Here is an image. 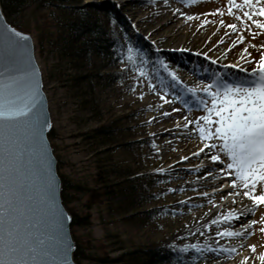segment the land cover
Wrapping results in <instances>:
<instances>
[{"label": "rangeland", "instance_id": "1", "mask_svg": "<svg viewBox=\"0 0 264 264\" xmlns=\"http://www.w3.org/2000/svg\"><path fill=\"white\" fill-rule=\"evenodd\" d=\"M146 1L82 0L76 7L77 11L82 12L86 8L103 10L109 6L121 14L126 23L123 33L127 48L131 49V44L134 46V57L141 63L133 70L131 67L127 69L125 62L114 55H98L89 59V46H86L87 53L79 58L63 54L60 44L50 41H54L57 32L58 9H34L29 6L16 16L17 21L24 26L21 30L33 36L54 130V137L50 139L58 158L59 171L74 187L67 208L80 216L90 217V223L87 225H71L74 238H79L82 242L89 240L86 242V251L91 254V258L82 260L81 264H127V259H134L149 247H163L169 250L170 257L167 256V261H149L145 264L201 262V249H177L165 238L169 223L174 217V213L169 211L173 201L166 197L165 190L169 181L166 178V166L162 163L168 153L166 149L162 150L167 148L168 144L160 145L156 142L153 136L155 120L148 119L154 116V106L167 107L173 103L177 115L186 118L183 124L185 129L181 130L182 135H189L203 148L206 143L216 142L203 140L197 124V121L204 123L200 120L206 115L204 103H209L211 97L205 92L198 103L187 100L180 89L170 84L168 76L173 65L168 66V69H159L161 62L166 60L163 55L166 46L158 41L159 36L171 35L172 32L166 28L165 31L159 32V35H152L151 32L164 20L165 12L177 13L196 26H199L200 22L205 24L203 35L190 31L186 37L196 38L197 41L196 47H188L186 51L205 63L213 61L215 66L225 68V65L230 63L243 64L237 60L247 56L251 62L248 63L246 75L252 79L255 78L252 70L257 68V61L264 53V48L260 47L264 45V29L252 23L253 19L264 21V17L241 19L243 12L247 11L246 8H233L234 14H230L229 0H151L154 2L151 6H147ZM236 2L242 3V0ZM217 9L221 11L218 12ZM53 11L56 14H53ZM77 16L79 15L76 13L75 17ZM103 17L108 18L109 15L104 14ZM245 20L250 27L245 26ZM232 24L237 25L235 30L229 27ZM230 30H234L233 36L228 34ZM221 32L227 40L219 37ZM212 34L214 39L205 48L206 37ZM135 43H138L137 47ZM119 71H125L127 74L125 81H99L101 75ZM91 73L99 76L96 84L90 83ZM226 75L231 79L235 78L229 84L239 83L244 79V76L236 77L224 69L211 79L202 78L198 86L207 88L213 85L218 77ZM135 81L137 85L133 88L131 84ZM212 90L215 91V87ZM92 96L99 101L100 117L103 116L106 121L114 120L113 127L121 129L118 134L107 133L101 137L98 133L96 127L99 122L88 108L87 102ZM161 97L164 100L157 104L158 98ZM211 152V156L217 154V149L211 148ZM219 154L222 159L217 161L216 166L221 171L222 168H227V164L224 154ZM121 167L123 171L119 172ZM153 167H158L160 174L148 177L146 185L139 184L133 194L138 190L140 192L131 198V189L127 186L131 183V171H148ZM217 168L215 167L216 170ZM228 171L234 173V169ZM228 176V181L236 179L234 175ZM98 178L102 179V184H108L110 194L97 204L89 205L91 191H102ZM127 179H130V182H127ZM156 182V186L152 187L151 184ZM227 185L224 182L219 187L224 188ZM241 189L247 190L242 186ZM262 190L264 189L260 186L257 187V193ZM158 205L161 208L156 211L162 214L153 215L151 210ZM262 217L264 204L252 210L249 216L251 227L245 235L249 246H254L261 257L264 256ZM252 221L256 223L253 224ZM239 253L238 256H244L243 251Z\"/></svg>", "mask_w": 264, "mask_h": 264}, {"label": "snow or ice", "instance_id": "2", "mask_svg": "<svg viewBox=\"0 0 264 264\" xmlns=\"http://www.w3.org/2000/svg\"><path fill=\"white\" fill-rule=\"evenodd\" d=\"M229 5L230 14H234L233 8L247 9L241 19L264 17L262 0H242V3L229 0ZM252 23L264 29V21L253 19ZM245 26L250 27L247 20ZM229 27L235 30L237 25L232 24ZM5 28L21 40L29 39L15 28L8 25H5ZM260 47L264 48V45ZM252 71L256 77L252 81L228 84L218 79L213 85L204 88L203 91L211 99L209 103H204L206 115L200 118L204 123L197 121V124L203 140L216 141L205 144V147L217 149V154L212 155L210 159L220 161L222 157L219 153H223L227 168H222L221 171L234 175L236 179L231 183L247 189L243 195L249 196L254 206H259L264 204V190L257 193L258 186L264 189V53L257 61V68ZM35 72L36 69H33L32 75H35ZM173 75L175 76V73ZM15 83L14 80L5 83L0 79V264H70V244H52L43 238L38 228L32 231L30 223L27 226L24 224V218L31 212V208L21 199L24 191L20 170L23 151L14 129L19 122H25L28 125L27 137L36 141L42 139L47 122H41L34 111L36 98L39 96V81H35L34 87L23 96L13 90ZM213 87L215 91L212 90ZM232 169L234 173L228 171ZM45 198L48 203L54 199L50 182ZM232 218L233 214L230 213L227 219ZM64 219L70 217L58 210L56 222L61 232ZM223 235L232 236L237 233L225 232ZM261 261L264 264V256Z\"/></svg>", "mask_w": 264, "mask_h": 264}, {"label": "bare ground", "instance_id": "3", "mask_svg": "<svg viewBox=\"0 0 264 264\" xmlns=\"http://www.w3.org/2000/svg\"><path fill=\"white\" fill-rule=\"evenodd\" d=\"M194 25L195 23L190 24L177 13L166 11L164 20L151 33L159 35V32L166 29L172 32L171 35L159 36L158 41L166 46L163 51L166 60L161 62L159 69H168V66L173 65L168 76L170 84L180 89L184 98L198 103L201 95L205 93L204 88L198 86L202 76L195 73L196 65L189 67V64L185 63L193 56L186 48L196 47L197 41L196 38L186 37L190 31L203 35L205 24L200 22L199 26ZM228 34L233 36L234 30H230ZM219 37L228 39L222 32ZM206 38L205 48L214 39V35H208ZM237 61L243 64L237 67V63H230L226 64L225 68L234 74L246 75L248 63L251 61L247 56ZM208 63L216 65L213 61ZM199 66L203 64L200 63ZM207 78L210 79V76ZM163 100L162 97L158 98L157 104ZM174 109L173 103L167 107L154 106V116L148 119L155 120L153 136L156 142L160 145L168 144V147L162 150L166 149L168 152L162 163L166 166V178L169 181L165 190L166 197L173 201L169 211L174 213V217L169 223L165 238L177 249H201V262L198 264H262L260 253L253 250L245 238L251 227L249 216L257 206H254L249 196L243 195L245 191L241 187L234 186L231 181L226 188L219 187L225 180L230 179L229 176L217 168V161L210 159V147L202 148L189 135H182L185 119L178 116ZM230 213L233 218L227 219ZM225 232H235L237 235H223ZM240 251L244 252V256L237 255Z\"/></svg>", "mask_w": 264, "mask_h": 264}, {"label": "trees", "instance_id": "4", "mask_svg": "<svg viewBox=\"0 0 264 264\" xmlns=\"http://www.w3.org/2000/svg\"><path fill=\"white\" fill-rule=\"evenodd\" d=\"M82 0H0L3 13L5 14L7 20L16 26L19 29H22V24L17 21L16 16L22 13L27 7L31 6L38 9L41 8H52L54 10L58 9L59 15H57L58 20V28L55 33L54 41L51 39L50 41L53 43H58L62 47L61 50L63 54L70 55L74 58L82 57L83 54L87 53L86 46H89V54L88 58L91 59L94 56L102 55L106 57H110L114 55L116 58H119L121 61L125 62L127 69L131 67L133 70L136 66H138L139 61L136 59L134 46L131 44V49L127 48V44L125 41V35L123 33V29L126 27V23L124 22L123 17L119 14L114 8L106 6L103 10H97L94 8H86L82 12L77 11V3ZM147 6H151L153 2L151 0H147ZM76 13L79 15L75 17ZM53 14H56L53 11ZM104 14H108L109 17H103ZM137 47V45H136ZM92 80L91 84H96V80H98V75L91 73ZM127 74L125 71H119L114 73H107L101 75L99 78L101 83H105L106 81H119L123 82L126 80ZM138 78V77H137ZM135 78V80L137 79ZM133 80V79H131ZM133 88L137 85L135 83L131 84ZM89 104V109L96 120H98L99 125L96 127L98 133L103 137L107 133L118 134L120 132V128L115 129L113 127L114 120L100 117V109H99V101L96 97L92 96L91 99L87 100ZM95 129V130H96ZM50 138L54 137V130L51 129L49 132ZM60 162V161H59ZM158 167L150 168V170H134L131 171V183L128 184V188L131 189V198L134 195H137L140 191H136L134 194V189L139 187L140 185H146L148 181V177H153L155 175H159ZM123 169H119V172H122ZM62 181H63V191L62 198L63 202L66 206L71 201V190L74 188L73 185L66 179V177L59 171ZM98 182L100 185L102 184V179L98 178ZM127 182H130V179H127ZM158 182L151 184V186H156ZM102 191L98 192L92 190L88 201L89 205L97 204V202L103 198H106L110 194V191L107 189L108 184L104 183L101 185ZM160 205L154 207L151 211H153V215H161L162 212H157ZM71 225L80 226L87 225L90 223L89 216H80L75 212H71ZM76 243V249L74 253L75 260L81 264V261L87 258H91V254L87 253V245L89 240L86 242H82L79 238H74ZM169 250L163 247H149V249L144 250L141 254H138L131 259H127V264H145L167 261L168 257H170Z\"/></svg>", "mask_w": 264, "mask_h": 264}, {"label": "water", "instance_id": "5", "mask_svg": "<svg viewBox=\"0 0 264 264\" xmlns=\"http://www.w3.org/2000/svg\"><path fill=\"white\" fill-rule=\"evenodd\" d=\"M5 25L15 28L29 37L27 41L21 40L10 34ZM18 42V43H17ZM36 69L35 75H32ZM0 79L5 83L14 80L16 91L23 96L26 91L34 87L35 81H39V96L35 102V114L41 122L46 121L47 126L43 129L42 139L32 141L26 135L28 125L21 121L14 129L18 137L23 156L20 161L21 182L24 191L21 199L29 205L31 212L24 218V224L32 225V231L43 234L52 244L63 242L68 248L70 264H79L74 257L76 243L71 230V213L63 202V181L59 173L58 158L49 136L52 129V118L49 108L47 93L44 89L42 70L35 53L33 36L11 24L3 13L0 2ZM51 183L54 199L51 203L46 201L48 184ZM62 210L66 217L63 220V231L58 230L57 212Z\"/></svg>", "mask_w": 264, "mask_h": 264}]
</instances>
